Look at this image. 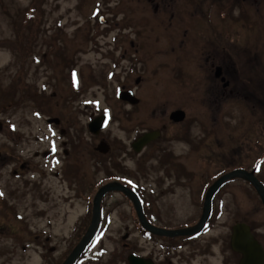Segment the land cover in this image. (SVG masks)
<instances>
[{"label": "rangeland", "instance_id": "1", "mask_svg": "<svg viewBox=\"0 0 264 264\" xmlns=\"http://www.w3.org/2000/svg\"><path fill=\"white\" fill-rule=\"evenodd\" d=\"M236 1L240 0H228L222 6L214 2L211 6L208 0H196L201 13H205L206 8L211 9L212 21H201L200 37L213 34L210 27L215 24L217 33L227 35V51L234 58H244L243 63L248 67H256L258 63L262 68L264 0H246L237 6ZM33 2L1 0L2 4H9V14L2 12L0 3V264H63L91 222V213L87 215L96 192L117 176L137 183L144 198V192L150 193L146 198L158 205L159 218L165 229L170 230L198 222L206 189L223 173L239 167L248 172L258 168V177L264 182V146L256 144L257 138L261 140L257 122L237 102L229 105L230 118L226 117L224 107L220 109L222 130L214 138L220 145L213 152L199 146L194 149L193 144L175 140L156 146L163 148L158 155L144 153L140 158L136 154L123 157L121 151L114 150V161L109 162L107 158L99 166V159L97 163L93 153L89 156L85 152L83 166L67 165L71 161H62L64 142H76L77 137H82L89 148L97 144L87 129L80 136L76 134L77 127L86 126L92 116L102 112L111 114L112 121L101 136H110L117 145L129 142L132 133L159 124L153 119L150 125L136 124L135 120L128 122L122 115V106L117 104L116 98H110L127 83L135 87L136 78H145L146 73L148 78L140 95L165 96L158 104H151L149 112L151 109L168 113L183 110L194 120L199 109L192 98L194 83L185 80L180 72L185 69L193 73L194 66L181 64L183 61L178 56L176 60L170 57L172 49L178 47L175 36L179 33L175 27L174 30L168 27L166 19L154 17L148 0H43L41 33L28 54L30 46L22 38L29 33L30 23L24 28L15 17ZM177 7L178 4L176 10ZM176 10V14H180ZM26 13L21 16L24 26ZM182 13L193 14L191 6L183 2ZM102 16L108 20L107 26L99 23ZM17 24L21 27L22 51L7 47L15 38ZM121 36L140 46V52L133 51L126 61L120 58V66L126 68L123 74L117 72L120 71L117 67L113 68L117 54L112 52L122 46L116 42ZM162 51H168V57L162 55ZM58 64H70V67L57 68ZM88 66L95 70L94 78L98 74L107 77L101 82H106L107 87L91 83L89 79V84H84L81 75L90 74ZM131 68L132 82L125 83L124 72ZM238 68L240 70V65ZM21 69L26 97L21 99V91L16 90L6 103L4 97L8 99L7 91ZM72 72L75 85L79 83L84 93L71 101ZM68 74L70 82L66 78ZM78 87H74L75 90ZM33 92L48 97L49 105L42 106L44 99L34 96ZM211 110L200 109L207 116V126H212V115L217 117L219 109ZM146 116L157 115L143 112L139 117ZM50 118L60 119L59 126L48 124ZM185 128L196 139L201 136L195 124ZM173 134L175 131L168 133L170 137ZM56 148L59 158L52 155ZM224 155L227 156L220 159ZM259 160H263L262 163H258ZM116 161L118 169L114 171L112 166ZM102 208L103 234L81 264H128L132 253L143 258L152 255L158 264H238L235 255L230 253L229 240L232 227L242 222L251 225L264 242V206L253 188L241 180L229 182L216 196L209 228L194 244H189L195 241L190 240L192 238H165L169 244L146 237L135 220L132 205L120 194L107 196Z\"/></svg>", "mask_w": 264, "mask_h": 264}, {"label": "flooded vegetation", "instance_id": "2", "mask_svg": "<svg viewBox=\"0 0 264 264\" xmlns=\"http://www.w3.org/2000/svg\"><path fill=\"white\" fill-rule=\"evenodd\" d=\"M208 1H209L208 5L211 6L215 5L214 2L220 6H222L223 4L226 5L228 3V0H213V1L208 0ZM245 1L246 0H240L239 2L236 1L235 4L236 6L242 5L244 4ZM148 2L151 4L150 6L154 10L153 12L154 17L166 19L167 21L164 22L169 23L168 27L173 30L175 27L177 33H179V35L175 36V38H177L178 40L177 41L178 47H174L172 49V52L170 53V57L175 58L176 60L177 58L176 56H178L179 57L178 59L184 62V63L182 62L181 64H186V65L192 64L194 66L193 73L185 72V69H182V71L180 72L183 74V78L185 80H191V81L193 80L194 96L192 95V98L193 100L196 101V104L199 108L196 112V117L194 118V120H192V118L189 116V113L185 111L186 113L185 120L181 123L176 124L170 120V115L174 111L169 113L164 110L156 112L155 110L151 109L149 112L147 109H149L152 106L151 104L153 103L158 104L162 99L165 98V96L163 94L160 95L149 94V95L141 96L140 91L143 88V86L146 84L148 74L146 73L145 78H142L140 76L137 77L134 82L135 87H132L130 83H127V82H132L133 73H130L132 70L131 68L128 71L124 72L127 79V81L125 80L124 81L125 83H127V85H123L121 87L123 93L121 94L120 100L117 102V104L122 106V108H120L121 111L123 112L122 115L129 120L128 122L135 120L136 124L143 123V125H148L149 122H151V119L155 120L153 122L159 124H157L155 128H150L142 132L138 131L136 133L135 132L132 133L131 140H129V142H126L129 144V150H128V146H126L127 145L126 143L124 144L121 142V144L118 145L116 143L111 144L110 141L114 142V139H111L110 137L105 138L104 136H101V134L96 138L91 137L92 139L96 140L97 144L95 143V145L90 148L88 147V144L84 141L82 137H77L78 140L76 138L77 140L76 142H71L70 140V142L63 143V146L61 147L63 148L62 161H67V162L71 161L69 164H67L70 166L74 164H80L83 166L84 159H86L84 153L87 152L89 156L91 153H93L94 158L97 159V163L99 159L98 165L100 166V163H103L107 158H109L108 159L109 162L114 161V159L112 158L114 150L121 151L123 153L122 154L123 157H129L131 156V154H136L133 146L137 142V140L143 134L154 131L160 133L159 138L156 141L148 144L141 151V153L136 154L137 157L140 158L144 153L150 154V156L158 155L163 151V148L159 147V149H157L156 146H159L164 142H173L175 140H184L189 145L193 144V146L191 145V147H193L194 149L195 146H199L200 148L203 147L208 149L209 152H213L216 150L218 145H220L218 142L214 140V138L218 136V132H220V129L222 130L221 124L219 123L221 118L220 109L224 107L223 109H225L226 111L225 113V115H227L226 117L230 118L229 105L233 102L240 103L242 107L245 108L246 112L248 114L250 113L251 117L256 120L260 134L259 138L262 140L261 141L257 138L256 144L260 146L263 143L264 146V67L261 68V66L258 63H256V67L255 66L248 67L243 63L244 58L239 56H236L234 58L232 54L227 51L226 46H229L227 42L228 40L227 35L226 34L223 35L222 32L217 33L215 29V24H213L210 27V29L213 31V34H210L209 31L208 34L210 35H206L202 39L200 37V32H199L201 21L206 20L207 22L211 20V14H210L211 9L206 8L205 13L204 12L201 13L202 8L200 7V3H196V0H148ZM183 2L191 6L193 14L185 16L182 13ZM177 4L179 7H177L176 10ZM230 5H228L227 8H229ZM175 10L180 14H176ZM116 42H118V44H122V46H117L116 49L114 50H112L113 48H109V49L112 50L114 55L115 53L117 54V56H115V58L113 59L114 62L113 68L117 67V69H120V71L117 72L122 73L123 70H125L126 68L120 66L121 60L126 61L127 55L132 54L133 51L134 53H139L140 46H138L139 47L138 48L133 41H128L126 37H122V36L118 37ZM200 43L202 44L200 45ZM127 44L128 46H126ZM161 53L162 55L168 57V51H162ZM109 54L111 53L109 52ZM239 65H240V70L238 68ZM97 79L101 80V77L98 76ZM84 81L86 82L84 84L87 85L88 84L87 77L86 79H84ZM128 91L134 92L136 100L138 99L139 101L138 104L132 105L125 101L122 102V99L125 100V97L133 98L126 94ZM83 93H84V89L82 87L79 88L78 90H75L73 96L71 97V101L72 98L75 99L76 96L80 97L81 95H83ZM111 98L115 99L114 96ZM132 102H135V100L132 99ZM206 104H208V107L206 106ZM201 108H207L211 112H212L211 110L212 108H215V110L219 109L217 113V117H215L214 113L212 115V119H213L212 126H207V116H204L205 114H203L200 111ZM143 112H145L146 114L151 113V115L155 114V116L157 115L158 117L157 116L153 118L147 116H146L147 118L139 117L140 114H142ZM192 124H195V126L198 129H200L199 131L201 136L198 139H196V137L192 135V133L188 128H185L186 125L189 126ZM84 127L82 126L77 127V131H76L77 136L79 134L84 133V129L86 130V126ZM170 131H175V134H173L171 137L168 135ZM129 132H130V128H129ZM201 138H207V139L203 141V139ZM225 139L227 138L225 137ZM255 139L252 141L254 142ZM102 141H106L110 145V149H107L108 151L107 154H100L99 152L95 151L96 147ZM210 141H214V142L210 143ZM52 151H53L52 155L59 158L58 157L59 149L56 148L53 149ZM226 156L227 155H224L220 157V159H223V157ZM70 159H73L75 162ZM262 161L263 160H259L258 163H262ZM117 168H118L117 162H115L114 165L112 166V169L116 171ZM116 181L117 180L113 179L111 182H116ZM213 181H215V179ZM144 194H145L146 202L148 204L145 208V214L147 216L148 221L150 222V226H152V229L156 228L160 230H170V229H165L164 223H162L161 219L159 218L160 211L158 205L154 204L153 202H151L149 199L146 198V195L149 197L151 196L150 193L148 194L147 192H144ZM156 209L158 210V212ZM150 235H151L150 239L152 240L160 239L161 242L169 243V241L165 240V238H158L152 234ZM194 243H196V240L190 242L189 244H194ZM260 243L264 247V242H260ZM229 249L231 251L230 253L233 254L230 243H229ZM152 257L153 256L151 255L150 257L147 258L153 260ZM235 258L237 259L239 264L241 256L235 254ZM226 264L228 263L226 262Z\"/></svg>", "mask_w": 264, "mask_h": 264}, {"label": "water", "instance_id": "3", "mask_svg": "<svg viewBox=\"0 0 264 264\" xmlns=\"http://www.w3.org/2000/svg\"><path fill=\"white\" fill-rule=\"evenodd\" d=\"M101 22L103 23V19H101ZM125 98L129 101H132V98ZM184 117L185 114L178 111L172 114L171 119L175 122H180L184 119ZM108 120L109 118L107 116L93 120L89 125L90 132L95 135L99 134L100 130L106 127ZM52 122L54 121H50V123ZM156 137L157 134H146L145 136H143L135 145L136 151H140V149L144 145L154 140ZM1 158L2 154L0 152V165ZM235 179H242L252 184L256 192L258 193L262 204L264 205V185L255 177L254 172L249 173L244 170H236L221 177L213 184V186L210 187L205 197L204 208L199 223L193 227L176 231L160 230L156 228L152 229V227L146 220L138 197L131 190L120 184H108L102 187L94 198L92 222L90 227L88 228L87 233L63 264H75L94 239L100 226L101 205L103 198L110 192H122L132 201L134 207L136 208L139 221L145 230L151 231L155 235L168 238L192 237L200 234L204 230L211 216L212 201L216 193L226 182ZM231 246L234 252L242 255L240 264H264V249L262 245L257 241V239L253 236L251 228L248 225L238 223L233 227ZM128 261L129 264H153L150 260H144L135 256H130Z\"/></svg>", "mask_w": 264, "mask_h": 264}, {"label": "trees", "instance_id": "4", "mask_svg": "<svg viewBox=\"0 0 264 264\" xmlns=\"http://www.w3.org/2000/svg\"><path fill=\"white\" fill-rule=\"evenodd\" d=\"M42 2H43V0H34V2L32 3V5H31L30 8H28L27 10L18 11L17 12V15L15 17L16 18L15 21L16 22L18 21L17 23H19L20 25H22L24 28H26V23L27 24L30 23V26L28 28L29 33H27L22 38V40H24L25 43H28V45L30 46V47H28L29 48L28 54L31 53L30 49L33 46V43H35L37 41L38 35L41 33V32L39 33V31H40V21H41V19L44 16V12H43V10L41 8ZM0 3H1V0H0ZM6 5L7 4H2L1 3V7L3 6L2 7V12L4 14H9L10 13V11H9L10 10L9 9V4L7 6ZM23 12H27L26 14H24V17H25V21H24L25 22V26L21 22V16H22V13ZM27 18H30V20L27 21ZM19 24L16 25V35H15L14 40H11V42L7 43V47H10V48H12L14 50L16 48L18 51H22L21 50L22 49L21 48V44H20V41H21V27H20ZM20 55H21V52H20ZM25 56H24V58H25ZM15 79L17 81H15ZM15 79L13 81L12 86L9 88V92L7 91V95L9 96L8 99L6 100V97H4L6 103L9 102V100L14 97V94H15V91L16 90L23 89V87H24V86H22V84L24 83L23 82L24 79L22 77L17 76ZM115 260L116 259L113 258V262Z\"/></svg>", "mask_w": 264, "mask_h": 264}]
</instances>
